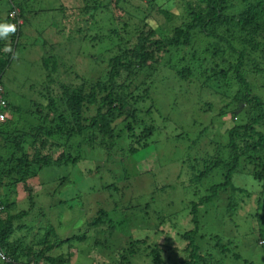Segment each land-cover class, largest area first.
Returning a JSON list of instances; mask_svg holds the SVG:
<instances>
[{"label": "trees", "instance_id": "trees-1", "mask_svg": "<svg viewBox=\"0 0 264 264\" xmlns=\"http://www.w3.org/2000/svg\"><path fill=\"white\" fill-rule=\"evenodd\" d=\"M2 1L11 5V11H16L15 15L9 12L5 18L2 16ZM43 1L0 0V95L5 101V104H1L3 99L0 98V113L6 115L4 120H0V189L10 191H0V206L4 207L0 212V253L6 257L4 259L0 255V264H70L73 256L79 252L74 241H82L88 235L94 238L90 233L94 230H97L98 235L103 231L111 240L120 229L126 232L127 226H133L134 221L128 217L127 209H137L144 213L150 209V199L146 204L139 198L138 204L120 205L111 200L113 195L109 192V202L113 201L114 204L113 210L118 208L123 213L120 221L113 218L112 210L105 206L99 207L83 224L81 234L62 238L56 226L50 223L40 230L43 234L37 236L38 240L34 244L37 247H34L27 244L26 240L22 243V239L14 238L15 231L24 227V224H18L17 221L27 215L28 211L14 212L17 203L15 199H9V194L11 196L12 192H16L19 195L16 188L22 184V189L28 192L30 198L34 196V187L29 179L38 175L37 171H32L35 165L42 170L44 166L77 162L84 157H72L63 152L55 158L54 154L62 147L61 139H65L64 144H76V147L81 148L90 146L107 153H112L119 146L118 153L134 154L148 146V139L160 131L161 126L153 117L158 98L151 96L147 83L153 86L159 71L164 68L170 70L173 62L179 67L184 66L177 71L183 80H189L192 68L186 67V64L192 63L205 70L204 76L210 82L216 80L221 86L237 87L230 96L231 100L224 104L220 114L215 117L218 124H223L219 119L229 115L233 125L227 129V141L222 146H216V150H213L215 153L194 158L196 164H192L188 170L184 187L197 200L193 199L187 207L192 227L181 233V239L187 241L185 247L167 250L164 244L149 242L148 236H133L128 238V247L123 246L111 254L109 262L132 264V258L141 251V245H146L142 257H145L147 264H225L226 256L241 260L242 255L232 248L238 247L235 240L220 234L209 238L215 241V247L223 255L222 258L204 252L199 240L207 238L200 233L203 206V215L215 209L211 206H222L223 209H217L216 218L221 222L230 216L231 221H236L234 217L237 218L240 202L250 199L251 193L244 186L234 183L233 177L246 171L261 182L255 214L258 225L254 229L257 232L255 245L261 241L260 246L264 251V97L260 95L264 90V82L262 78L252 80L249 76L251 72L264 77V0H238L237 3V0H166L182 8L178 13L181 23L169 26L168 31L160 22H156L158 14L170 22L172 18L168 9L159 3L160 0H83L82 6L77 8L64 0L60 7L53 8L52 5L37 9L35 2L42 4ZM58 9L63 18H66V12L78 11L77 17H84L83 21H92L76 32H84L83 37L92 46L102 45V50L106 51L104 53H108L110 70L107 79H99L94 84L86 78H82L80 84L63 83L54 76L57 61L61 57L53 53L55 47L52 45L47 49L50 54L43 61L47 79L44 85L52 89L55 82L61 83V91L56 96L49 90L45 95L46 104L41 101L33 104L36 106L35 114L42 115L39 111L44 110V120L31 128L29 132L34 134L22 133L8 113L31 116L30 110L34 107L16 105L11 102L5 90L3 77L16 56L8 46L17 49L25 34L46 43L49 40L47 32H50L47 26H40V29L32 21L41 19L39 13H50ZM138 13H141V19L133 20ZM99 20L105 23L99 24ZM60 22L48 25L63 26V22ZM114 22L120 27H116ZM93 26L102 33L92 35ZM68 40H71L70 36ZM208 56L212 58L209 63ZM207 104L211 106V103ZM92 106L96 107V113L90 116L87 112L94 110ZM125 113L127 116L121 125H115L116 120ZM50 118L52 123H49ZM191 118L193 123L188 127L194 126L193 142L198 144L207 131L214 129L215 121L214 118L202 119V115L197 113H193ZM73 139H77L76 143ZM26 141L34 144L36 151L33 155L26 152L23 146ZM126 144L130 146L128 151L125 149ZM47 148L48 151L44 153ZM99 168H91L88 172L86 169L87 177H91ZM122 170L126 173H120V176L115 173L113 180L95 183L96 188L120 191L119 184H130L131 178L128 166ZM182 204L184 206L185 201ZM74 205L70 207L73 209ZM106 242L96 238L93 246L104 250L106 245L103 246V243ZM54 250L58 251L54 253ZM243 260L244 264H255L251 259Z\"/></svg>", "mask_w": 264, "mask_h": 264}, {"label": "rangeland", "instance_id": "rangeland-1", "mask_svg": "<svg viewBox=\"0 0 264 264\" xmlns=\"http://www.w3.org/2000/svg\"><path fill=\"white\" fill-rule=\"evenodd\" d=\"M83 2V0L66 1V3L75 8L82 6ZM1 3L4 7L1 13L4 18L9 12L11 15H15L16 11H11L12 7L10 4L7 5L4 1ZM63 3L64 0H44L42 4L35 2V6L37 9L52 5L53 8H56ZM159 3L168 9L167 11L172 18L170 22L158 14L157 23L160 22L166 27L167 31L170 28L169 26L181 23L178 13L182 8H179L177 3H170L166 0H160ZM77 12H66V18L62 17L60 9L52 10L50 13H39L38 16L41 19L37 18L32 23H36L39 28L40 26H47L48 31H50L47 32L49 40L46 43H42L39 38H35L36 41L34 42L35 39L31 35L25 34L22 37L21 45L17 49H12L8 46L9 49L14 51L16 56L12 66L5 72L3 77L5 90L9 93L11 102L16 105L34 107L30 110L31 116L27 114V116L23 115L22 117L19 114L8 113V116L14 122H17L18 130L22 133L27 134L32 127L44 120V110L39 111L42 115L35 114L36 106H33V104L37 101L46 104L45 95H47L49 90L56 96L61 91L59 88L61 83L55 82L52 89L44 85L47 83V79L43 61L50 54L47 49H50L52 45L55 47L53 53L61 57L57 61V69L54 73L56 79H61L63 83L72 84H80L82 78H86L93 84L100 81L99 79H107V74L110 70L108 53H104L106 51L102 50V45L92 46L88 43V39L83 37L85 35L84 32H76L84 25L92 23V21L87 19L83 21L82 18L84 17H77ZM115 13L116 15L119 14L117 10H115ZM139 14L141 13H138L133 20H140L141 16ZM99 16L101 18L102 14ZM60 21L63 22V26L49 27L48 25L50 23H59ZM103 23H105L104 20H99V24ZM114 24L116 27H120L117 22H114ZM101 33L102 31L96 26L91 28L92 35ZM69 36L71 40H68ZM184 55L187 56L186 52H184ZM101 56L103 60H101ZM211 60L212 58L208 56V63ZM182 67L173 62L170 70L164 68L159 71L153 86H149L150 82L147 83L151 96L158 98L153 110V117L161 126L160 131H156L148 139V146L141 148L134 154H129L125 152L130 148L126 144L125 154L118 153L120 152L119 146L112 150V153H114L112 154L111 151L107 153L103 149L90 146L81 148L76 147V144H64L65 139H61L62 147L54 154L55 158L63 152L67 155L70 154L72 157L83 155L84 157L77 162L44 166L42 170H40V166H33L32 171L38 172L37 176L29 179V183L34 187V196L30 198L28 192L22 189V184H19L16 188L19 195L16 192H12L11 196L9 194V199H15L17 203L14 212L28 211L27 215L17 221L18 224H24V227L15 231L14 238L17 240L19 238L22 239V243L26 240L27 244L34 246L38 240L37 236L43 234L40 230L50 223L56 226L62 238L81 234L82 226L86 220L99 207L104 206L114 212L112 216L115 220L120 221L123 213L118 208L115 211L113 210V201L112 203L109 202L110 192L113 195L111 200L119 202L120 205L138 204V199L142 198V203L144 204L150 199L151 207L145 213L137 209L132 211L127 209L128 217L130 216L134 222L133 226H127L126 232L124 230L125 234L120 229L118 235L115 233V236L110 240L103 231L98 235L97 230H94L90 231L94 238L88 235L82 241H74V246L79 248V252L73 256L70 264H111L109 262L111 261V254L123 246L128 247V238L133 236L137 238H146L148 236L149 242L164 244L167 250H173L169 249L172 247L180 249L185 247L187 241L181 239V233L192 227L187 207L190 206L193 199L197 200V197L192 196L184 187L187 183L188 170L192 164H196L194 158L198 156L201 158L204 155H208V153H215L213 150H216V146H222L227 141L226 132L229 126L233 125V121H231L229 115H226L219 119L223 124H218V120L215 117L220 114L224 104L231 100L230 96L234 94L237 87L232 85L224 87L216 80L210 82L209 78L204 76L205 70L199 68V66L195 67L192 63L186 64V67L192 68L189 80H183L177 72ZM261 75L249 73L252 80L257 77L259 79L262 78V82H264V77H261ZM260 95L264 97V90ZM207 103H211V106ZM91 108L94 110L87 112L90 116L96 113V107L92 106ZM193 113L202 115V119L214 118L215 121L214 129L207 131L198 144H196V141L193 142L195 140L194 126L188 127L192 122ZM53 116L51 115V117ZM126 116V113L120 116L116 120L115 125H121V121ZM49 123H52V118L49 119ZM86 123L89 124L90 122L86 121ZM10 133H6L7 137ZM29 133L34 134L32 132ZM76 140L73 139V142L76 143ZM31 145L32 147H30ZM23 146L26 152L31 155L36 151L33 148L34 144L32 141L24 142ZM38 149L41 148L38 146ZM47 151L48 148L43 152L46 153ZM127 166L131 171L130 184H119L120 191L117 190L118 192L115 190L108 191V189L98 190L96 188L97 184L95 183L113 180L115 173L118 176H120V173H126L122 168ZM96 167H100L99 170L92 174L91 177H87L86 169L88 172L89 169H95ZM116 181L118 182V180ZM233 182L247 188L251 193V198L246 199L245 202H240L241 208L237 211V218L234 217L236 219L235 222L231 221L230 216H226L221 222L216 218V211L219 208L223 209L222 206H211L216 210L212 209L210 212L204 213V215V206L201 208L202 226L200 233L205 234L207 237L199 240L202 250L213 253L217 258H222L223 255L215 247V241L209 239L215 234H220L235 240L238 247L233 246L232 248L242 255L241 260L226 256L225 264H244L243 259L247 258L254 261L255 264H264V251L260 246L262 242L259 241L258 245H255L257 232L254 229L258 225L255 221V214L257 211V199L261 191V182L247 171L243 174H235ZM0 191L6 193L9 190L2 188ZM71 198L74 199L70 201L69 199ZM62 201H65V203H62ZM182 201H185L184 206ZM71 204H75L73 209L70 207ZM96 238L107 241L103 243V246L106 245L104 246L106 249H97L93 246ZM145 246H140L141 251L139 250L138 255L132 258V264H147L145 257H142L146 250ZM101 250L102 253L99 254ZM25 251L27 252L28 250ZM57 251L54 250V253Z\"/></svg>", "mask_w": 264, "mask_h": 264}, {"label": "built area", "instance_id": "built-area-1", "mask_svg": "<svg viewBox=\"0 0 264 264\" xmlns=\"http://www.w3.org/2000/svg\"><path fill=\"white\" fill-rule=\"evenodd\" d=\"M1 99H3V98L1 97ZM1 104H5L4 99L1 100ZM4 119H5V114L0 113V120H4ZM3 208H4L3 206H0V212L3 210ZM0 255H1L4 259L6 258L4 253H0ZM33 264H43V263H41V262H35V263H33Z\"/></svg>", "mask_w": 264, "mask_h": 264}, {"label": "clouds", "instance_id": "clouds-1", "mask_svg": "<svg viewBox=\"0 0 264 264\" xmlns=\"http://www.w3.org/2000/svg\"><path fill=\"white\" fill-rule=\"evenodd\" d=\"M2 97V95H0V98ZM3 98V97H2ZM6 116V115H5ZM33 264V263H32Z\"/></svg>", "mask_w": 264, "mask_h": 264}, {"label": "bare ground", "instance_id": "bare-ground-1", "mask_svg": "<svg viewBox=\"0 0 264 264\" xmlns=\"http://www.w3.org/2000/svg\"><path fill=\"white\" fill-rule=\"evenodd\" d=\"M4 209V208H3Z\"/></svg>", "mask_w": 264, "mask_h": 264}]
</instances>
